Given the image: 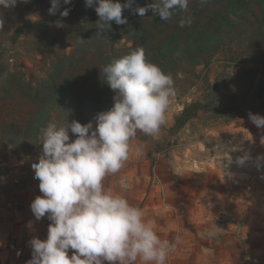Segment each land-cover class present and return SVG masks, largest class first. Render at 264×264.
Instances as JSON below:
<instances>
[{
  "label": "rangeland",
  "instance_id": "1",
  "mask_svg": "<svg viewBox=\"0 0 264 264\" xmlns=\"http://www.w3.org/2000/svg\"><path fill=\"white\" fill-rule=\"evenodd\" d=\"M220 7L216 5V9ZM49 8L47 0L28 7L0 8V20L4 21L0 29L2 61L34 82L50 70L52 53L61 50V43H50V48L42 46L38 36H17V27H21L22 19L30 23L42 21ZM202 8L191 13L207 25L212 20V9ZM253 8L256 10V6ZM75 15L69 13L67 18ZM84 15L78 12L76 18L83 21ZM231 18L234 29L226 26L230 37L220 35L221 42L216 47L209 46L212 57L208 64L189 66L173 61V70L168 75L174 81L175 95L166 113V123L155 137L138 132L131 142L129 159L118 173L105 177L104 185L114 193L127 196L132 188H145L149 180L152 183L158 182V178L176 179L191 167L210 166L215 172H224L229 179L249 175L254 208L253 213L243 217L249 228L243 235L244 250H238L240 256L246 253L250 258L246 264H264V160L259 161L258 168L256 159L264 157V128L258 129L248 115L264 117V17L258 12H249ZM75 34L74 28L71 31L55 23L50 25L44 42L52 37L60 39ZM108 43L116 51L133 47L132 41L125 38ZM41 47L50 52L46 58L40 53ZM71 50L68 47L67 52ZM55 103H46L34 117V126L29 128L26 125L32 120V108L23 98L0 105V125L4 128L0 129L1 216L7 210L21 208L33 194L42 195L32 169L42 153L38 138L41 128L49 122L60 127L75 120L82 125L92 122L95 129L93 113L79 117L70 114L66 104ZM12 127L22 130L18 132ZM68 134L69 142L77 138L70 129ZM137 147L140 153L136 152ZM245 153L251 159L239 166L236 159Z\"/></svg>",
  "mask_w": 264,
  "mask_h": 264
},
{
  "label": "clouds",
  "instance_id": "2",
  "mask_svg": "<svg viewBox=\"0 0 264 264\" xmlns=\"http://www.w3.org/2000/svg\"><path fill=\"white\" fill-rule=\"evenodd\" d=\"M18 2L28 0H0V8H14ZM49 14L55 15L61 0H50ZM64 5L72 0H62ZM134 0L125 4L113 0H85L86 7L95 6L99 17L97 28L102 33L110 29L111 22L127 23L122 11L131 8ZM206 4L208 0H200ZM189 0H154L135 13L144 16L151 10L161 20L172 18L176 11L188 12ZM70 9L60 12L67 17ZM191 17L180 20V27L190 25ZM0 20V29L3 28ZM58 27L63 25L56 22ZM98 33V35H100ZM85 40L78 37L77 42ZM101 71L106 83L115 93L114 105L97 113L93 123L82 125L73 120L58 127L49 122L40 129L42 153L32 164L39 191L30 205L37 221L45 216L47 238H32L28 243L31 259L27 264H166L176 245L161 239L145 213L133 206L122 195L104 185V179L116 174L129 159L131 142L137 133L155 137L166 123V113L175 95L174 81L157 65L146 59L143 47L113 59ZM249 120L259 129L264 128V117L249 113ZM68 129L77 138L70 141ZM140 153L141 149L136 148ZM251 159L245 153L236 159L239 166ZM259 161L264 157H257ZM74 250L69 257V250Z\"/></svg>",
  "mask_w": 264,
  "mask_h": 264
},
{
  "label": "trees",
  "instance_id": "3",
  "mask_svg": "<svg viewBox=\"0 0 264 264\" xmlns=\"http://www.w3.org/2000/svg\"><path fill=\"white\" fill-rule=\"evenodd\" d=\"M37 1L39 0L18 2L16 6L28 7ZM47 1L51 7L50 0ZM113 2L123 5L127 0ZM153 2L154 0H134L131 8L122 11V18H127V23L117 25L113 21L110 29H105L102 33L97 28L100 21L95 6L86 7L85 0H72L68 5H64L61 0V7L55 15H50L48 10L45 18L36 23L22 19L21 27H17V36H38L41 38L39 43L48 48L50 43L59 42L61 50L52 53L53 61L45 77L34 82L25 78L19 70L10 69L2 61L1 52L4 50L0 34V105L17 97L23 98L32 108V120L27 123L26 128L34 126V117L42 112L49 101H57L59 105L66 104L67 111L72 115L83 117L93 113L95 117L97 113L107 111L114 105L115 93L107 85L101 71L113 59L121 58L139 46L143 47L147 61L157 65L166 75L173 70V61L184 62L189 66L208 64L212 57L209 46L216 47L222 40L220 35L230 37L231 33L225 31L226 26L234 29V26L230 25L232 15L243 16L245 13L258 12L264 17V0H208V3L203 5L200 0H189L187 13L176 11L167 21L161 20L151 10L144 16L135 13L136 8ZM217 4L221 6L219 9H216ZM253 6H256V10ZM66 8L70 9L69 13L85 14L83 21L77 19L76 15L73 18H67L69 15L62 18L60 12ZM199 8L212 9V20L207 25H203L191 13ZM189 16L191 24L180 27V20ZM65 18L67 23L64 22ZM57 21H60L65 29L73 31L74 28L75 36H63L60 39L52 37L50 41L44 42L50 25ZM78 37L85 41L78 43ZM124 38L131 40L133 47L122 51L108 47L109 40ZM68 47H72L70 52H67ZM40 53L46 58L50 52L41 47ZM186 112L187 110L185 115ZM12 128L18 132L22 130L18 127ZM0 129L4 128L0 125Z\"/></svg>",
  "mask_w": 264,
  "mask_h": 264
},
{
  "label": "crops",
  "instance_id": "4",
  "mask_svg": "<svg viewBox=\"0 0 264 264\" xmlns=\"http://www.w3.org/2000/svg\"><path fill=\"white\" fill-rule=\"evenodd\" d=\"M178 176L149 180L145 188L120 194L144 211L161 239L176 245L166 264H246L250 258L246 253L240 256L239 250H244L243 235L249 228L243 217L254 208L249 175L238 179L233 174L235 178L229 179L224 172L204 166ZM42 195L33 194L21 208L0 215V264H27L28 242L34 237L46 240L51 222L47 216L37 221L30 210L33 200ZM73 251L69 250V257Z\"/></svg>",
  "mask_w": 264,
  "mask_h": 264
}]
</instances>
